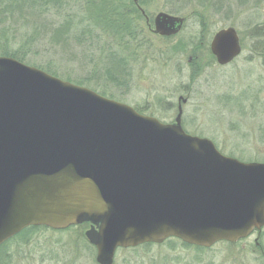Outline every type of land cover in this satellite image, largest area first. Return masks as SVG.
Here are the masks:
<instances>
[{
	"label": "water",
	"instance_id": "obj_1",
	"mask_svg": "<svg viewBox=\"0 0 264 264\" xmlns=\"http://www.w3.org/2000/svg\"><path fill=\"white\" fill-rule=\"evenodd\" d=\"M183 23L158 13L153 32L171 37ZM240 50L230 27L210 42L219 66ZM181 114L178 105L174 124H163L0 56V246L29 227L86 221L98 228L96 263L110 264L118 248L169 238L209 248L260 231L264 163L186 134Z\"/></svg>",
	"mask_w": 264,
	"mask_h": 264
},
{
	"label": "rangeland",
	"instance_id": "obj_2",
	"mask_svg": "<svg viewBox=\"0 0 264 264\" xmlns=\"http://www.w3.org/2000/svg\"><path fill=\"white\" fill-rule=\"evenodd\" d=\"M131 3L0 0V50L62 81L86 82L77 86L163 124H174L181 105L186 134L240 162L264 163V0H138L152 30L158 13L185 18L171 37L148 29ZM229 27L240 54L219 66L210 42ZM37 228L1 245L0 264H97L95 225ZM255 237L209 248L169 238L119 248L110 264H264V227L258 245Z\"/></svg>",
	"mask_w": 264,
	"mask_h": 264
},
{
	"label": "trees",
	"instance_id": "obj_3",
	"mask_svg": "<svg viewBox=\"0 0 264 264\" xmlns=\"http://www.w3.org/2000/svg\"><path fill=\"white\" fill-rule=\"evenodd\" d=\"M132 5H133V3H131ZM122 12V11H121ZM121 14V16H122V13H120ZM124 16L122 17L123 19L126 17L125 15H127L126 14V11H124ZM132 20V19H131ZM0 56H5V57H10V58H13V59H15V60H17V61H19V62H23V60H22V58L20 57V56H18V54H16V53H14V52H8V51H6V50H4V49H1L0 50ZM47 72H49V71H47ZM52 75V74H51ZM53 76H56V75H54L53 74ZM83 83H86V82H83ZM83 83H76L77 85H84ZM103 95V94H102ZM84 222H86V221H84ZM83 223V222H82ZM39 230V228H36V227H29V228H27V229H25L24 231H22L20 234H21V236L22 237H24L25 235H27V233H35V232H37ZM19 235V234H18ZM17 236H15L14 238H16ZM9 241H11V240H9ZM8 241V242H9ZM148 246V245H147Z\"/></svg>",
	"mask_w": 264,
	"mask_h": 264
},
{
	"label": "flooded vegetation",
	"instance_id": "obj_4",
	"mask_svg": "<svg viewBox=\"0 0 264 264\" xmlns=\"http://www.w3.org/2000/svg\"><path fill=\"white\" fill-rule=\"evenodd\" d=\"M133 4H134V6L140 11V13L142 14V16H143V19L145 20V23H146V26L148 27V29H150L152 32H153V30H152V28H151V25H150V23H149V18H148V16H146V15H144L143 14V11L141 10L142 8L139 6V4H138V0H133ZM155 18V17H154ZM154 18L152 19L153 20V23H152V25H153V28H154ZM184 19V22H185V18H183ZM133 20V19H132ZM183 25H184V23H183ZM183 25H182V28H183ZM181 31V30H180ZM154 33V32H153ZM256 235V237H255V244L256 245H258V241H257V238H258V236H259V234H260V231L259 230H255L252 234H251V236L252 235Z\"/></svg>",
	"mask_w": 264,
	"mask_h": 264
}]
</instances>
